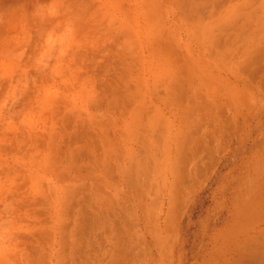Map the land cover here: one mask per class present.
Masks as SVG:
<instances>
[{"label": "rangeland", "instance_id": "374dc122", "mask_svg": "<svg viewBox=\"0 0 264 264\" xmlns=\"http://www.w3.org/2000/svg\"><path fill=\"white\" fill-rule=\"evenodd\" d=\"M218 77L264 100V0H0V264H264Z\"/></svg>", "mask_w": 264, "mask_h": 264}, {"label": "crops", "instance_id": "0c3cea01", "mask_svg": "<svg viewBox=\"0 0 264 264\" xmlns=\"http://www.w3.org/2000/svg\"><path fill=\"white\" fill-rule=\"evenodd\" d=\"M218 80L219 81H217V83L209 86L207 90L194 88L198 93H200V95L203 93L202 99H206V96L208 97L210 95L217 96L215 107L208 109L211 114L212 111H215V115L217 117V120L215 121L224 124L222 126L223 130H226L225 128L229 126L230 123L249 124L252 125L251 127L257 128L254 133L255 137H264V130L261 129V124H264L263 111L254 115L258 106L260 108H264V100L256 101L255 97L252 96V91L248 94L246 89L240 86L235 80L229 79L231 84L228 83V88H224L223 84L221 85V78L218 77ZM202 101L205 103L204 100Z\"/></svg>", "mask_w": 264, "mask_h": 264}]
</instances>
